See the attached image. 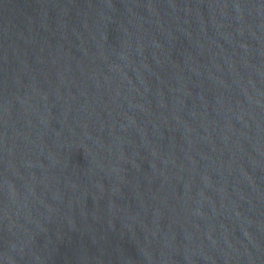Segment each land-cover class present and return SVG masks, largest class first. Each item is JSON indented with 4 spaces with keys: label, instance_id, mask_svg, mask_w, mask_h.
<instances>
[{
    "label": "water",
    "instance_id": "water-1",
    "mask_svg": "<svg viewBox=\"0 0 264 264\" xmlns=\"http://www.w3.org/2000/svg\"><path fill=\"white\" fill-rule=\"evenodd\" d=\"M0 264H264V0H0Z\"/></svg>",
    "mask_w": 264,
    "mask_h": 264
}]
</instances>
